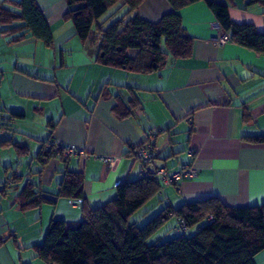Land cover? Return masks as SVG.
<instances>
[{
  "label": "crops",
  "instance_id": "0c3cea01",
  "mask_svg": "<svg viewBox=\"0 0 264 264\" xmlns=\"http://www.w3.org/2000/svg\"><path fill=\"white\" fill-rule=\"evenodd\" d=\"M35 1L53 33L51 47L31 34L13 42L0 26V110L10 127L0 142L11 141L0 144V238H8L0 264H44L34 249L52 221H82L81 200L58 198L67 170L84 174L85 205L95 210L116 198L120 184L141 178L132 152L148 139L158 150L154 167L173 172L190 164L200 174L161 183L146 217L211 197L229 207L264 205V143L245 139L264 135V55L232 41L217 45L228 32L213 27L218 20L206 2L180 12L194 38L192 57H170L155 73L135 74L97 62L96 49L84 46L65 18L66 0ZM214 1L229 6L234 23L264 33L259 5ZM172 11L166 0H146L137 14L155 23ZM122 112L130 115L121 119ZM50 142L76 146L77 153L44 157ZM100 156H112L114 164ZM28 185L56 202L25 207Z\"/></svg>",
  "mask_w": 264,
  "mask_h": 264
},
{
  "label": "trees",
  "instance_id": "16d2710c",
  "mask_svg": "<svg viewBox=\"0 0 264 264\" xmlns=\"http://www.w3.org/2000/svg\"><path fill=\"white\" fill-rule=\"evenodd\" d=\"M145 1L66 0L65 18L72 22L83 45L96 49L98 63L135 74L155 73L166 67L170 57L175 60L192 57L194 38L184 27L180 12L199 2L210 6L233 43L264 55V33L252 25L234 23L228 5L214 0H166L173 11L154 23L137 14ZM244 2L264 9V0ZM119 4L127 9L125 16L107 26L110 19L102 21V18ZM0 26L2 34L13 42L30 34L48 47L54 42L51 28L35 0L1 2ZM132 51H136L135 56L130 55ZM118 115L124 119L130 112ZM0 128L2 132L10 130L2 110ZM245 139L264 143V135ZM13 145L20 149L18 144ZM53 155L58 154L47 148L43 152L44 157ZM84 184L83 173L65 172L58 198L81 200L83 219L76 224L52 221L44 243L34 249L44 264H257L256 257L264 251V205L229 207L219 198L211 197L186 202L179 208L167 206L139 226L131 219L161 192L159 178L126 181L118 186L114 200L95 210L85 205ZM34 188L28 185L23 190L21 200L25 207L56 202ZM142 216L146 218L145 214ZM172 221L176 222L172 229L179 236L150 243ZM181 221L187 227L186 232L180 229ZM7 240L0 238V248Z\"/></svg>",
  "mask_w": 264,
  "mask_h": 264
},
{
  "label": "built area",
  "instance_id": "2783aa9c",
  "mask_svg": "<svg viewBox=\"0 0 264 264\" xmlns=\"http://www.w3.org/2000/svg\"><path fill=\"white\" fill-rule=\"evenodd\" d=\"M213 27L216 29H222L219 22L214 24ZM230 41V35L228 33H224L223 36L215 40V43L217 45L223 46ZM1 134L2 130L0 128V135ZM47 150L53 151L56 154L63 153L67 157L77 153L76 146H62L56 143H50L47 147ZM80 153L84 156H87V153L84 151H81ZM188 155L190 158H194L193 151H188ZM132 156L142 165L141 178L156 176L160 179L163 185L177 184L185 180H194L197 179L200 174L199 170L190 164H182L178 170L173 172H170L165 167L155 168L153 165L158 157V150L153 146L150 139H148L142 146L133 150ZM98 159H100L105 165L109 167L114 164V158L112 156H100ZM70 203L73 205V201H70ZM210 220H212V218H210ZM180 229L182 232L187 231L184 221H181Z\"/></svg>",
  "mask_w": 264,
  "mask_h": 264
},
{
  "label": "rangeland",
  "instance_id": "374dc122",
  "mask_svg": "<svg viewBox=\"0 0 264 264\" xmlns=\"http://www.w3.org/2000/svg\"><path fill=\"white\" fill-rule=\"evenodd\" d=\"M119 5L114 7L113 9H111L103 18L102 20L108 19L109 17L112 18L111 21H109L107 23V26L110 25L111 23H113L114 21H117L119 18H121L122 16H125V13L127 11V9L124 10H119ZM112 15V16H111ZM122 17V18H123ZM165 49V47H163ZM166 50V49H165ZM188 154V153H187ZM186 154V155H187ZM146 210H148L147 208L142 209L141 211H139L132 219L131 222H138L139 226H143L146 223H148L153 217H155L158 213H160V209L156 210L155 212L151 213L149 216H147L146 218H144V216H142ZM174 227V222H170L165 228H163L159 233H157L153 239L150 241V243H154V242H164L167 241L169 239H172L173 237L179 236V233H177L176 231H174L172 228ZM256 263L257 264H264V251L262 253H260L257 257H256Z\"/></svg>",
  "mask_w": 264,
  "mask_h": 264
}]
</instances>
